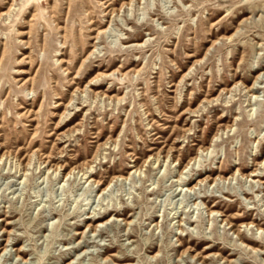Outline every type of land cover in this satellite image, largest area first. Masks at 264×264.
<instances>
[{"label": "rangeland", "instance_id": "obj_1", "mask_svg": "<svg viewBox=\"0 0 264 264\" xmlns=\"http://www.w3.org/2000/svg\"><path fill=\"white\" fill-rule=\"evenodd\" d=\"M128 2L0 0V264H264V0Z\"/></svg>", "mask_w": 264, "mask_h": 264}, {"label": "bare ground", "instance_id": "obj_2", "mask_svg": "<svg viewBox=\"0 0 264 264\" xmlns=\"http://www.w3.org/2000/svg\"><path fill=\"white\" fill-rule=\"evenodd\" d=\"M133 1L134 0H130V2H128V3H124L123 4V6L121 7V9L123 8V7H126V6H130V5H132V3H133ZM141 1V0H140ZM125 4H126V6H125ZM128 8V7H127ZM121 9H119L118 11H121ZM14 10V8H13V5H11L10 6V8L7 10V11H4V12H2L1 13V15H0V20H1V18L3 17V16H10L11 15V13H12V11ZM112 13H115V10L112 12ZM9 19V18H8ZM107 31H108V28H104V29H102L98 34H97V36H96V39L97 38H99V36H100V34H105V33H107ZM232 36H230V37H228V39L229 38H231ZM122 39H125V38H122ZM232 39V38H231ZM97 43V42H96ZM145 44L144 43H137V44H132L131 46H135L136 48L137 47H143ZM94 48L96 49L97 48V45L95 44V46H94ZM95 49L92 51V53H94L95 52ZM210 49V48H209ZM91 54V53H90ZM90 56H92V55H90ZM25 57H27V56H25ZM261 74L262 73H260L257 77H256V81H255V83L253 84V85H251L250 87H246L247 89H248V93H250L251 94V97H253L255 94H257L258 93V91H259V89L260 88H262V87H258L257 85H256V83L261 79ZM237 85L238 84H236L235 85V88L234 89H232V90H230L231 92L232 91H234V90H236V88H237ZM229 91V92H230ZM259 96H255V98H258ZM252 110V109H251ZM232 127H230V129H231ZM202 150V154L200 155L199 154V152ZM210 151V147H208V148H206V149H200L199 150V152H198V154L188 163V165L185 167V168H188L189 166H190V164L192 163V161H194V165L196 164V162H197V160H198V157L199 156H203V153L204 152H209ZM207 155H208V153H207ZM206 155V156H207ZM6 155L5 154H3L2 155V157H1V159H0V162H1V160H3L4 159V157H5ZM28 164H30V159H29V162H28ZM27 167V166H26ZM133 171L132 172H134L133 174H135V173H137L138 172V170H140L141 169V167H137L136 165H133ZM88 168H91V166H89ZM52 169V167L51 168H49V170H51ZM193 169H195V168H193ZM75 171V169H72L70 172H68L67 173V175L66 176H70L73 172ZM83 171V170H82ZM16 172H19V170H17ZM89 171H85L83 174H82V176H87L86 174L88 173ZM183 172H181V174H182ZM92 174H93V172L91 171V174H90V176L87 178L88 180L91 178V176H92ZM260 174H258V173H256V172H254V173H252L251 174V176H253V177H257V176H259ZM117 178V180H119L120 178L121 179H128L129 177H123L122 175H120V176H118V177H116ZM91 180H93V179H91ZM95 183H97L98 185H99V181H96L95 180ZM111 183H112V181H111ZM110 183V184H111ZM109 184V185H110ZM109 185H107V187H105V188H103V190H102V193H104V191H106L107 189H108V187H109ZM192 189H195V186L194 187H189L188 188V190H192ZM154 191V190H153ZM182 191V190H181ZM194 204H196V203H194ZM216 211H215V209H212L211 211H210V214H214ZM209 214V215H210ZM178 217H180V216H178ZM89 218H91V222H95V216H89ZM179 222H180V220H179ZM92 224V223H91ZM91 224H89V226L91 225ZM100 225V224H99ZM249 225H247V227H248ZM180 227V226H179ZM258 229L260 230L261 229V227H258ZM237 232V231H236ZM237 234H238V236H239V238L241 239V240H243V241H245V240H250L247 236H245V234H243L242 232H240V231H238L237 232ZM253 242V241H252ZM248 247V246H247ZM250 249H252V250H254V247H250ZM21 252V249H19L18 250V254ZM23 253V252H22ZM205 258H207V257H205Z\"/></svg>", "mask_w": 264, "mask_h": 264}]
</instances>
